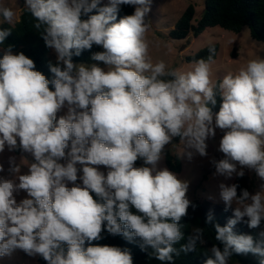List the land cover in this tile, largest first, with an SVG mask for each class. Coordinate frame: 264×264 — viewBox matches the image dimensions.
Listing matches in <instances>:
<instances>
[{
    "label": "clouds",
    "instance_id": "9594fccd",
    "mask_svg": "<svg viewBox=\"0 0 264 264\" xmlns=\"http://www.w3.org/2000/svg\"><path fill=\"white\" fill-rule=\"evenodd\" d=\"M151 5L24 0L20 11L34 19L56 63L48 64L49 79L13 45L0 58V154L22 150L32 157L21 174L9 156L10 176H0V260L22 251L46 264H134L129 249L92 243L104 231L138 240L161 264L196 252L206 243L203 229L186 237L181 223L197 207L187 196L189 181L161 166L176 138L191 161L208 155L206 141L219 129L224 158L212 161L215 174L242 178L248 169L264 182V58L248 60L215 84L214 47L186 71L153 63ZM122 6L134 11L120 16ZM0 16L13 24L16 13L0 6ZM11 34L0 28V45ZM94 45L103 50L91 54L93 63H74ZM219 187L225 211L236 207L224 226L208 212L205 223L219 243L204 251L203 264H229L234 254H252L264 264V228L256 237L234 231L241 222L261 228L264 183L254 194L238 193V183ZM21 192L26 195L18 201Z\"/></svg>",
    "mask_w": 264,
    "mask_h": 264
},
{
    "label": "trees",
    "instance_id": "16d2710c",
    "mask_svg": "<svg viewBox=\"0 0 264 264\" xmlns=\"http://www.w3.org/2000/svg\"><path fill=\"white\" fill-rule=\"evenodd\" d=\"M204 9L200 18H196V8L194 4H190L184 11L181 18L177 21L175 27L170 31L168 37L172 40H186L190 36L198 38L207 29L219 27L227 31L240 34L244 28H248L253 40L264 43V0H202ZM134 11L131 6H122L119 13L120 16L131 14ZM34 19L28 13H22L20 20L15 24H8L6 22L0 23V28L11 29L12 34L6 39L4 45H0V58H2L3 50L8 45H13V52H23L26 56L33 59L36 69L41 71L49 79L52 74L49 71L48 64L56 63V57L52 49L45 46L40 33L34 28ZM215 48L213 61L217 59L220 46L219 44H211L204 49L198 51L194 55L185 57V62L191 63L193 60L199 58L207 59L209 55V48ZM98 46H93L91 51L85 50L80 56H74V63L90 64V56L93 52L102 51ZM234 58L235 54L233 55ZM212 61V62H213ZM219 80H217L218 82ZM216 82V83H217ZM220 101L217 100V105L213 108L216 112L219 110ZM175 143H179L176 138ZM165 164L173 172L179 174L182 170L181 159L177 155H172L166 152ZM142 160L137 161V166ZM234 183H238V193L240 189H247L251 193L250 179L247 175L242 178H236ZM197 205L193 210L191 207L188 210V215L184 217L181 223L184 225L182 231L185 236L193 232L196 228L203 229L204 239L206 243L199 246L196 252L175 257V264H203L205 256L204 251L210 249L213 244L219 242L215 240V231L212 224H206V216L211 210L213 214V223H219L221 226L227 224L228 220L232 218V208L225 211V205L212 204L208 201H193ZM134 211V210H133ZM247 219V218H245ZM264 228L262 223L261 228L250 229L246 223H237L234 231L239 233L251 234L254 237ZM102 239L93 241V244L119 246L127 248L131 251L134 259V264H161L160 261L148 256L146 251H142L138 246L139 241L129 242L122 236H112L106 231L102 232ZM183 243V241L181 242ZM179 248V245H176ZM149 252L151 249L148 250ZM40 264H46L42 258H38ZM229 264H258V258L252 254L248 255H233Z\"/></svg>",
    "mask_w": 264,
    "mask_h": 264
},
{
    "label": "rangeland",
    "instance_id": "374dc122",
    "mask_svg": "<svg viewBox=\"0 0 264 264\" xmlns=\"http://www.w3.org/2000/svg\"><path fill=\"white\" fill-rule=\"evenodd\" d=\"M103 2L106 3L107 0H103ZM23 4L24 0H0V6L10 7L16 13L13 24L20 20L22 14L20 9ZM190 4L195 5L196 18H200L204 9L202 0H152L151 11L148 16L152 22V27L147 33V39L150 44L149 55L153 63L163 60L169 68L186 71L191 67V63L185 62V57L194 55L208 45L219 44L220 50L217 59L211 63V79L215 84L217 80H222L225 75L236 73L248 60L259 56L264 58V43L253 40L248 28H244L240 34H236L215 27L207 29L198 38L190 36L186 40L181 41L170 39L168 37L170 31L175 27L177 21ZM2 22L5 21L0 16V23ZM234 54L237 56L236 58L233 57ZM65 113L66 109L58 113V116L65 115ZM222 134L217 129L216 136L214 138L210 137L206 141L208 155L206 157L197 155L191 161L182 156L184 149L181 143L173 141L171 145L166 146V152L177 155L181 159L182 170L178 176L189 181L187 196L192 202L208 201L212 204L225 205L220 197L221 189L219 185L221 183L231 185L237 178L235 174H233L231 179L215 174L216 169L212 161L224 158L223 154L218 151ZM9 156H15L16 163L20 166L21 174L27 172V165L32 162L31 155L24 153L22 150H17L13 153L5 150L4 153L0 154V163H3L5 169L3 173H0V176H10L8 172ZM142 163L143 161H141L140 165ZM161 166H166L165 159L162 161ZM101 170L106 171L104 168H101ZM244 171L245 175L250 179L251 193L254 194L260 191V186L264 182L257 177L254 171L248 169ZM25 195V193L21 192L17 196V200L24 198ZM235 207L236 205L233 204L232 208ZM38 258L28 257L22 251H17L10 258L6 257L0 260V264H40Z\"/></svg>",
    "mask_w": 264,
    "mask_h": 264
}]
</instances>
